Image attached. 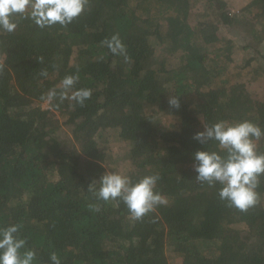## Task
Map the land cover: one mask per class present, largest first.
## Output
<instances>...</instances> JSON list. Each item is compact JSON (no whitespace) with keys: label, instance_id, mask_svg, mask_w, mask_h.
I'll return each instance as SVG.
<instances>
[{"label":"trees","instance_id":"1","mask_svg":"<svg viewBox=\"0 0 264 264\" xmlns=\"http://www.w3.org/2000/svg\"><path fill=\"white\" fill-rule=\"evenodd\" d=\"M15 22L0 30V227L22 225L36 264H52V252L61 264H171L170 252L181 264H264V177L259 203L241 212L192 170L204 127L264 128V100L251 88L264 82V0L238 12L224 0H88L67 26ZM114 34L128 60L102 43ZM77 71L75 88L91 98L45 109L42 97ZM109 129L125 142L119 156ZM120 164L133 180L158 173L168 204L136 221L121 200H97L89 184Z\"/></svg>","mask_w":264,"mask_h":264},{"label":"clouds","instance_id":"2","mask_svg":"<svg viewBox=\"0 0 264 264\" xmlns=\"http://www.w3.org/2000/svg\"><path fill=\"white\" fill-rule=\"evenodd\" d=\"M88 5V0H0V30L12 32L16 29L17 15L32 20L39 28L55 24L67 26L79 17ZM113 55L128 60L126 46L118 34L103 42ZM42 62L43 58H39ZM40 75L47 78V70ZM79 73L66 75L58 89L51 88L42 99L51 104L56 99L69 100L83 106L91 98L89 88H75ZM171 107L179 108L178 96L169 98ZM264 138V128L250 120L217 121L195 133V139L202 148L193 153L192 170L195 180L208 187H218L217 194L227 206L241 212L259 203L261 178L264 177V153L258 150V141ZM217 145V150L205 146L209 142ZM160 175L154 173L133 180L120 172L105 171L99 180L88 186L97 200L104 202L121 200L127 207L130 218L142 220L158 206H166L167 198L157 190ZM95 211L98 207L90 205ZM22 225L12 224L0 227V264H36V253L26 248V238H22ZM23 250V251H22ZM52 264H61L59 256L52 252Z\"/></svg>","mask_w":264,"mask_h":264},{"label":"rangeland","instance_id":"3","mask_svg":"<svg viewBox=\"0 0 264 264\" xmlns=\"http://www.w3.org/2000/svg\"><path fill=\"white\" fill-rule=\"evenodd\" d=\"M227 4V7L234 11L238 12L242 7H244L246 4H248L251 0H224ZM264 50V49H263ZM252 90L255 94H257L260 98L264 100V82L262 79H259L251 85ZM42 106L47 109L49 107V104L44 102ZM161 118V125L166 126L165 119ZM104 138L108 142L107 148H110L112 153L115 156H119L120 154L124 153V145L125 142L121 137L118 135V131L116 129H109L106 133H104ZM119 172L122 174H126L128 168L126 166L120 164L118 165ZM241 233L246 236L247 230L244 225H237L235 226ZM169 261L171 264H181L182 257L179 254L176 253H169Z\"/></svg>","mask_w":264,"mask_h":264}]
</instances>
